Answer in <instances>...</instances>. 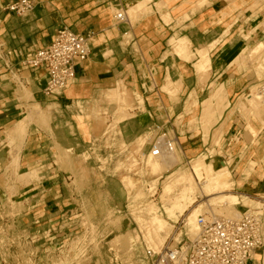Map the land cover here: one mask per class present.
Returning a JSON list of instances; mask_svg holds the SVG:
<instances>
[{"label": "rangeland", "instance_id": "374dc122", "mask_svg": "<svg viewBox=\"0 0 264 264\" xmlns=\"http://www.w3.org/2000/svg\"><path fill=\"white\" fill-rule=\"evenodd\" d=\"M151 1L129 0L131 2L128 7L129 17L135 12L134 10L138 11V15H142L140 9L144 8V4L138 2H146L147 11L145 13L149 12ZM189 2L191 0L185 3ZM164 5L165 1L158 3L159 8ZM187 6L189 8L190 6L205 8L212 18L210 28H213L217 37L202 44L196 52H192V44L187 36L174 35L170 41L173 55L184 61H189L190 67L194 66V72L199 74L196 75L200 82L208 85V90L205 88L200 100L189 99L184 106V117L177 118L176 126L181 128L184 125V140L187 131H189V139L184 144V149L179 139L174 145L178 159L177 165L170 169L163 165L155 172L147 165V159H144V163L134 160V154L132 155L134 144L129 147L120 141L119 123L129 117L128 112L137 110L142 113L143 117L140 118V121L144 125L147 123L144 116L148 113L142 109L144 103L139 94L132 95L135 100L133 106L130 93L120 87L113 90L109 96L113 102H116L117 111L113 118L103 119L104 122L109 120L105 124L101 138L95 142H87L75 157L71 156L68 151L59 149L53 159L55 161L51 159V163L61 165L62 170L51 168L52 172H40L36 168L19 173L18 152L24 143L29 123L35 119L34 122L44 129L50 127L48 114L38 104L32 108L29 107L28 114L12 128L15 134L12 129L8 133L11 146L9 168L12 169H9V172L12 173L14 180L18 179L26 183L37 182L42 176L49 174L48 177L56 182L55 188L59 189L60 196L57 199L63 201L61 206L47 209V214L35 216L34 213L26 214L24 212V207L19 203L22 199L18 192L19 189L13 186V183L7 185L5 191L8 192L1 189L0 264H111V260L115 256L119 257L124 264H151L146 255L147 249L160 250L170 235L176 232L178 236L185 231L184 228H187V232L195 235L181 223L182 219L187 222L193 210L201 207L202 212L199 214L205 213V215H211V210H219L217 212L221 214L222 211L227 213L231 210L228 206H215L222 202L205 199L197 189L194 195L186 200L187 210L177 220L167 218L166 208L181 196L186 185H179L171 193L165 194L163 181L167 180V176L179 168L187 170L192 167L197 160L206 159L207 169H209L211 161L215 163L213 169L218 177L221 169L224 172H230L231 169L232 178L229 177L235 182V185H231L229 188L231 192L247 195L252 200H259L264 208V199H258L264 195V188H258V182H256V186L252 187H244L240 182L242 181L240 173L246 171V176H249L251 174L250 165L254 168V162L250 163V161L263 160L264 158V140L262 143L258 134L256 135L258 138H255L251 137L249 133V129L253 126L251 122L261 120L259 117H255L246 102L252 97L251 91L256 90V86L264 77V47L259 48L258 44L251 43V37L248 35L249 28L256 24L261 14L264 15V0H198L196 2L192 0V3ZM188 7H184V9ZM189 17L190 14L185 15V18ZM164 20L169 22V15L164 17ZM174 44L181 47L182 51L177 53ZM222 45L224 46L220 48ZM216 47L220 48L219 52L224 49L223 57H227L231 50L234 51L228 62L229 68L232 62L237 63L232 73H228L227 67H225L223 72L226 71V73L224 76H217L219 77L217 82L215 81L217 77H211L209 71L212 68L211 51ZM247 49H250L252 57L250 58L251 62L248 63V69H245L241 64L240 57L245 54ZM206 54L210 58L211 64L207 68V72H202L198 66L204 59L203 55ZM167 81V85L163 89L170 96L176 95L178 88H171L173 80L170 75H168ZM232 86H235L237 91L232 94L231 104H229L226 88L228 91V88ZM215 94L218 95L215 96ZM213 96H215L213 98L215 100L214 102L212 100V104L209 100ZM138 100H142L141 105L137 104ZM38 109L43 113L39 114ZM35 111L38 116L35 115ZM42 114L45 117L40 119ZM224 114L226 118L238 116L248 122L249 129L247 128V132L243 135L246 140H233V135L230 139L221 140L223 126L219 128V120ZM191 116H195V120H190ZM262 118L264 120V114ZM20 125L23 126L21 130L18 129ZM17 131H22L23 134L19 136ZM174 133L176 132L174 131ZM142 137H138V139L141 138L139 142L143 141ZM252 140L254 147L248 146ZM218 143H220L219 146ZM246 143H248V152L243 150ZM122 147H124L123 150ZM123 151L126 152L122 154ZM252 153L255 154L253 157ZM235 154H239V156L236 158ZM1 163L4 167L7 163L5 157ZM247 167L250 171L247 170ZM235 171L238 173L235 174ZM227 172L226 174H228ZM29 173L34 175L29 176ZM0 174L2 181L3 175ZM230 179L228 180L230 181ZM37 207L39 206H36L35 209H38ZM252 207L249 199H241V203L234 205V208L240 212ZM33 208L31 207V211ZM154 215H159L167 220L169 227L166 231L167 236L165 232L157 233L155 231L152 221ZM257 256H259L258 261H255L254 258L249 264H264V247L258 251Z\"/></svg>", "mask_w": 264, "mask_h": 264}, {"label": "crops", "instance_id": "0c3cea01", "mask_svg": "<svg viewBox=\"0 0 264 264\" xmlns=\"http://www.w3.org/2000/svg\"><path fill=\"white\" fill-rule=\"evenodd\" d=\"M11 1L0 0V173L3 175L1 181L0 174V193L1 189L5 191L7 185L13 183L19 189L22 198L19 203L24 207V212L34 213L35 216L47 214V209L61 206L63 201L57 199L59 189L55 188L56 182L48 177L49 174L37 182L26 183L14 180L9 172L11 146L8 133L35 104L48 114L50 127L44 129L34 122L35 119L29 123L24 143L18 152L19 173L36 168L40 172H49L51 168L62 170L61 165L51 163L59 149L75 157L87 142L101 138L109 120L104 122L103 119L113 118L117 111L116 102L109 96L120 87L130 93L133 106L135 100L132 95L139 94L144 99L142 109L148 112L144 116L147 121L145 125L140 121L142 113L137 110L128 112L129 117L119 123L120 141L130 147L138 137L157 125H163L165 129L176 132L184 149L189 131L184 140V125L181 128L176 126L177 118L184 117V106L189 99L200 100L208 85L200 82L199 74L194 72V66L190 67L189 61L173 55L170 41L174 35L187 36L192 44V52H196L202 44L215 39L217 34L210 28L211 15L204 7L189 8L187 5L192 0L189 3H185L188 0H152L149 12L145 13L146 2H138L144 4V8L140 9L142 15L134 10L129 17V0H32L34 9L25 15H17L5 9ZM160 1H165V5L159 8ZM121 8H127L128 21L115 19V12ZM187 14H190L189 18H185ZM168 15L170 21L165 22L164 17ZM260 18L264 19V15L261 14ZM64 26L92 34V50L86 60L76 59V76L67 89L60 95H48L43 90L47 78L45 70L25 67L22 61L37 49L49 45L55 32ZM174 46L177 52L182 51L177 44ZM220 48L211 51L212 68L209 71L214 78L224 76L225 67L228 73L232 72L228 62L234 51L223 57L224 49L219 52ZM168 75L173 80L171 88H178L174 96L163 89L167 85ZM218 80L219 77L215 79L216 82ZM235 88L232 86L228 91L226 88L229 104L232 94L237 91ZM260 120L251 122L256 131L253 133L248 122L241 117L226 118L224 114L219 120V128L223 126L221 140L230 139L232 135L233 140H246L243 135L248 128L251 137L259 136L263 143L264 120ZM253 142L250 145L246 143L243 150L247 151ZM251 155L253 157L255 154ZM235 156L237 158L239 154ZM3 157L7 161L4 167L1 163ZM251 162H254L251 174L246 176V171L240 173V182L244 187L256 186L258 182L257 187L264 188V164H261L264 160ZM228 173L232 178L231 169ZM232 180L230 182L234 186ZM241 184L238 183L239 186ZM237 195L243 199V195ZM244 197L251 201V205L255 204L256 200L247 195ZM36 206H39L38 209H35ZM31 207H34L33 211Z\"/></svg>", "mask_w": 264, "mask_h": 264}, {"label": "built area", "instance_id": "2783aa9c", "mask_svg": "<svg viewBox=\"0 0 264 264\" xmlns=\"http://www.w3.org/2000/svg\"><path fill=\"white\" fill-rule=\"evenodd\" d=\"M6 10L17 15H25L34 9L32 0H13L6 5ZM124 8L115 12V19L126 21ZM92 50V34L75 31L69 27L59 28L52 42L29 54L22 65L34 70L46 72L44 92L48 95H60L75 79L76 59L86 60ZM256 97L264 107V77L256 86ZM147 145L154 157L163 154V150L173 149L179 137L174 131L163 125ZM127 151V150H126ZM126 151H123L122 154ZM135 159L144 163L141 152L134 151ZM264 199V195L260 197ZM185 219L181 223L186 226ZM198 232L193 235L187 228L176 235H170L166 244L158 251L147 249L146 255L151 264H249L255 254L264 247V213L262 210L246 208L236 217H207L197 215ZM176 236L178 237L176 239ZM111 264H124L119 257H114Z\"/></svg>", "mask_w": 264, "mask_h": 264}, {"label": "bare ground", "instance_id": "6f19581e", "mask_svg": "<svg viewBox=\"0 0 264 264\" xmlns=\"http://www.w3.org/2000/svg\"><path fill=\"white\" fill-rule=\"evenodd\" d=\"M206 4H207V2H206ZM118 11L119 10H117V12ZM122 12L124 13V16L126 17V21H128V17L126 14V8H124V11H122ZM248 35H249V37H251V39H250L252 41L251 43H254L256 45L258 44L259 48L264 47V19L263 18L257 19L256 24L254 26H252L251 28H249ZM178 52H180V51H178ZM250 52H251L250 49H247L245 51V54L240 57L241 64L243 67H245V69H248V63L251 62L250 58L252 56L250 55ZM203 56H204V59L200 61V64L198 67H199V70H201L202 72H207V68L210 66L211 61H210V58L207 56V54L203 55ZM253 58H254V56H253ZM201 59H202V57H201ZM235 65H237V63L235 61L231 63L230 69L232 71L235 69ZM261 68L263 70V66ZM251 93H252L251 94L252 97L250 99H247L246 102L251 107V112L256 117H259L262 119L263 114H264V107H263L262 103L257 99L256 92L251 91ZM220 94H222V92H220ZM216 95H218V94H215V96ZM215 96H213L209 100V102H212V100ZM142 100L144 103V99H142ZM214 100H213V102H214ZM141 101L138 100L137 104L140 103V105H141ZM213 102H212V104H213ZM39 110L40 109H38L37 111L39 112ZM40 112H39V114H40ZM142 112H144V111L142 110ZM41 113H43V112H41ZM36 114H37V112L35 113V115ZM37 116H38V114H37ZM43 116L45 117V115H43V114L41 115V117L39 116L40 119H43ZM190 120H195V116H191ZM39 122H41V121H39ZM16 127H18V126H16ZM22 128H23V126L20 125L18 129L21 130ZM251 130L253 133H256L255 129H253L252 127H251ZM12 131H13V129H12ZM18 131H17V133L19 136L23 134V132H22L23 130L20 132H18ZM149 131L150 132H147L145 135H143V137H142L143 141L139 142V140L141 139L140 138V139H137L136 143L134 142L135 147H134L133 152L134 151L141 152V155L147 159V165L150 166L151 168H153V170L155 172H157L163 165L166 166L168 169L175 166L178 162V159H177L176 154H175L174 146H173V149H171V150H168V151L163 150L164 151L163 154L159 157H154L153 155H150L149 153L146 154L143 152V150L148 151L147 145H146L145 149H143L144 144L149 143L154 137H157V134H158V130L156 128H152ZM13 133H14V131H13ZM17 142H19V141H17ZM176 144H177V141L174 145H176ZM130 147H131V145H130ZM123 149H124V147H122V150ZM148 157H149V159H148ZM17 159H18V156H17ZM134 160L137 161V159H135V158H134ZM15 163H16V161H15ZM213 165H215V163H213L211 161L210 165L208 166L209 169H207L206 159L205 160H197V162L192 167L188 168L187 170L179 168L175 172H173L167 176V180L165 179L163 181L164 182L163 188H164L165 194L171 193L174 190V188L179 186V185H184V184L186 185V188L183 189V191L181 192V196L178 197L177 199H175V201L172 203V205H170L169 207L166 208V214H167L168 219L177 220L179 218V216L182 215L185 210H187V205L185 204V202H186V200L190 199L194 195V193L196 192L197 189L200 190V194L203 195L205 197V199L209 198L208 199L209 201L210 200H218L219 202H222V204L215 205V206H224V207L228 206L231 209L227 213L222 211V214L220 212L219 213L217 212L219 210H215V211L211 210V212H212L211 215L210 214L206 215L207 217H210V216L236 217L241 213L240 211H238L234 208L235 204L240 203L239 199H241V198L237 194L232 193L231 190L229 189L230 186L233 185L228 180V179H230L229 173L227 171L224 172L221 169L219 177H218V176H216V173L214 172ZM250 168L253 170L252 165L250 166ZM216 171H217V169H216ZM249 171H250V169H249ZM226 172L228 174H226ZM31 174L32 173H29V176ZM32 175H34V174H32ZM210 175H212V178H210ZM226 177H228V178H226ZM242 197H243V199H248L244 196H242ZM258 199H260V198H258ZM251 206H253V207L250 209L258 210V211L262 210L264 213V208L262 206L261 201L257 200L255 202V204L251 205ZM151 210H152V208H151ZM200 212H202L201 207L193 210L191 212V215L187 219V222H186V226L194 234H197V232H198L197 215ZM219 214H221V215H219ZM204 215H205V213H204ZM152 221H153L155 231L157 233H164V232L166 233V231L169 228L167 220H165L163 217H161L159 215H154L152 218ZM167 234L168 233H166L165 235L167 236ZM166 242L164 243V245L166 244ZM257 253L255 254V261H258L257 259L259 258V256H257Z\"/></svg>", "mask_w": 264, "mask_h": 264}]
</instances>
